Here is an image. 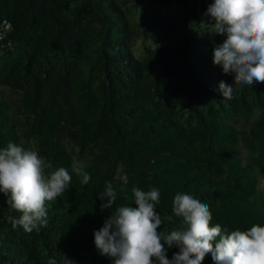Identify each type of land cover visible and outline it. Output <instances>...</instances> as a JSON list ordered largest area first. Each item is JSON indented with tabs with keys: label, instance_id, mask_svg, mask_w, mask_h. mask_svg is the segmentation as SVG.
<instances>
[{
	"label": "trees",
	"instance_id": "16d2710c",
	"mask_svg": "<svg viewBox=\"0 0 264 264\" xmlns=\"http://www.w3.org/2000/svg\"><path fill=\"white\" fill-rule=\"evenodd\" d=\"M149 2L180 17L165 23L148 5L140 22L120 0H0V86L16 95L0 99V149L16 143L51 163L46 173L72 176L32 232L12 226L22 214L0 192V264H112L94 244L112 212L100 209L106 182L113 211L136 207L133 188H157L162 233L181 227L177 193L206 203L211 225L229 233L264 226V83L224 98L220 82L233 75L213 49L226 35L199 20L214 0ZM203 264H214L210 253Z\"/></svg>",
	"mask_w": 264,
	"mask_h": 264
},
{
	"label": "clouds",
	"instance_id": "9594fccd",
	"mask_svg": "<svg viewBox=\"0 0 264 264\" xmlns=\"http://www.w3.org/2000/svg\"><path fill=\"white\" fill-rule=\"evenodd\" d=\"M206 16L212 20L216 35L226 39L213 49V63L222 66L224 74L233 75V84L220 82L224 98L232 99L236 87L264 83V0H214ZM78 150V149H77ZM52 164L36 151L10 142L0 149V192L6 203L22 215L9 217L15 228L32 232L47 224L46 202L55 200L69 186L72 176L64 167L46 173ZM88 184L91 177L82 167L72 170ZM127 183V180L124 182ZM136 207L119 206L113 211L117 192L112 182H106L99 194L101 211L112 209L103 226L94 232V244L99 253L112 264H203L211 254L214 264H264V226L254 224L246 231L230 233L213 219L209 206L190 194L177 193L172 211L181 218V227L162 233L155 205L160 192L132 189ZM176 247L172 258L167 251ZM48 264H57L49 259Z\"/></svg>",
	"mask_w": 264,
	"mask_h": 264
},
{
	"label": "rangeland",
	"instance_id": "374dc122",
	"mask_svg": "<svg viewBox=\"0 0 264 264\" xmlns=\"http://www.w3.org/2000/svg\"><path fill=\"white\" fill-rule=\"evenodd\" d=\"M121 2L125 1V8L132 10L135 14L137 21L141 22L142 12L147 8L148 5L151 7L148 9L149 14L157 17H161L165 23L171 20H177L180 17V12L174 6L155 4L154 2H149V0H120ZM201 21L206 24H210L211 18L210 16L200 15ZM140 42L136 40H130L129 46L135 54H141V45L138 44ZM15 94L10 92V90L6 86H0V99H6L9 102H13L15 99ZM243 154L244 151L242 150Z\"/></svg>",
	"mask_w": 264,
	"mask_h": 264
},
{
	"label": "built area",
	"instance_id": "2783aa9c",
	"mask_svg": "<svg viewBox=\"0 0 264 264\" xmlns=\"http://www.w3.org/2000/svg\"><path fill=\"white\" fill-rule=\"evenodd\" d=\"M8 27V25L7 24H5V29Z\"/></svg>",
	"mask_w": 264,
	"mask_h": 264
}]
</instances>
